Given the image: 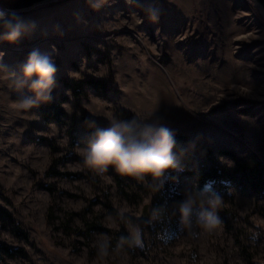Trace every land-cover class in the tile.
I'll use <instances>...</instances> for the list:
<instances>
[{"label":"rangeland","instance_id":"1","mask_svg":"<svg viewBox=\"0 0 264 264\" xmlns=\"http://www.w3.org/2000/svg\"><path fill=\"white\" fill-rule=\"evenodd\" d=\"M152 2L162 9L157 23L143 10ZM20 12L38 29L18 44L0 42V62L7 65V71L0 70V264H264V13L259 5L107 0L93 11L86 0H47ZM37 47L54 56L57 77L64 79L53 92L52 102L63 107L59 120L43 118L40 106L15 107L29 93L17 90L13 73L19 74V64ZM90 79L110 89L96 88ZM77 80L85 81L78 92ZM90 114L104 127L110 118L152 116L193 137L198 163L183 165L185 171L216 164L226 173L215 184L224 198L218 214L222 226L211 234L194 229L199 234L193 237L187 229L175 230L176 217L168 227L147 224L152 206L181 200L177 193L186 184L202 187L200 178L183 172L179 185L153 193L145 181L112 168L94 173L78 151L92 131L83 124ZM200 143L210 144L213 160ZM119 207L142 228L145 247L128 249L123 262L99 261L94 234L106 233L113 244L127 235L122 223L106 221Z\"/></svg>","mask_w":264,"mask_h":264},{"label":"clouds","instance_id":"2","mask_svg":"<svg viewBox=\"0 0 264 264\" xmlns=\"http://www.w3.org/2000/svg\"><path fill=\"white\" fill-rule=\"evenodd\" d=\"M86 3L93 11H99L107 0H86ZM143 10L151 22L159 21L162 9L155 2L147 4ZM75 15L80 21V14ZM37 29V22L25 17L19 10L0 9V42L18 44L25 37H31ZM55 31L63 35L59 26L55 27ZM43 34L47 35V32ZM0 70L7 71V65L0 62ZM58 71L52 54L41 52L38 47L32 48L19 64V74L13 73V84L17 90L29 93L15 102L16 109L28 111L51 103L58 86ZM83 124L92 131L85 136L86 147H78V151L84 166L94 173L102 175L112 168L121 176L145 181V186L153 193L161 192L169 184L179 185L180 174L185 171L182 164L185 149L178 145L176 133L159 120L153 121L152 116H133L127 120L110 118L107 127H99L94 115L90 114L84 118ZM147 178H151L150 182ZM221 183L228 185L230 181ZM215 184L214 180L206 181L202 187L198 182L195 185L186 184L177 193L183 196L181 200L173 201L171 205L165 201L152 206L146 223L168 227L172 218L176 217V231L187 229L193 237L199 234L194 229L208 234L215 232L222 226L218 212L224 207L223 194L216 190ZM106 221L109 224L119 221L126 227L127 235L119 236L113 244L106 233L94 234L93 247L97 260L119 258L123 262L128 249L145 247L143 230L128 209L117 208L115 216L108 214Z\"/></svg>","mask_w":264,"mask_h":264},{"label":"trees","instance_id":"3","mask_svg":"<svg viewBox=\"0 0 264 264\" xmlns=\"http://www.w3.org/2000/svg\"><path fill=\"white\" fill-rule=\"evenodd\" d=\"M56 78H57V80H64L61 77H56ZM84 82L85 81H83V80L75 81L74 88H75L76 92H78V90L81 88V86ZM88 82L91 83L96 88H103L104 91H107L110 89L109 85L106 82H103V81H100L97 79H90V80H88ZM47 105L49 107H46L44 104L40 105V110H41V114H42L43 118H45L47 120L51 119V118H55V119L59 120L60 115L63 113V107H62L61 103L60 102H57V103L51 102V103H47ZM97 124L99 127L106 126L104 121L103 122L100 121ZM174 132L176 133V139H177L178 145L182 146L185 149L184 155L182 156V164L187 166V165H191L194 163H198L197 156L194 153L195 139L193 137L187 135V134L178 133L176 131H174ZM198 147L200 149H202L203 152L205 154H207L211 160H213V155H212L213 150H212L209 143H200L198 145ZM223 152L228 153L229 151L223 150ZM262 171H263L262 169L258 170V174L261 175ZM184 172L196 174L200 178V182H201L202 186L204 185V183L206 181H209V180L219 181L226 174L224 171H218L216 164L213 165L211 168H206L204 166H201V168L198 171L189 170V171H184ZM228 178H229V180H231V178H233V175L229 174ZM218 214L221 215V212L219 211ZM5 250L9 251V248L5 247Z\"/></svg>","mask_w":264,"mask_h":264},{"label":"water","instance_id":"4","mask_svg":"<svg viewBox=\"0 0 264 264\" xmlns=\"http://www.w3.org/2000/svg\"><path fill=\"white\" fill-rule=\"evenodd\" d=\"M47 0H0V9L5 11H12V10H25L31 8L32 6L44 2ZM259 7L262 9L264 13V0H254ZM147 218V206L143 212V220ZM260 264V263H257Z\"/></svg>","mask_w":264,"mask_h":264},{"label":"bare ground","instance_id":"5","mask_svg":"<svg viewBox=\"0 0 264 264\" xmlns=\"http://www.w3.org/2000/svg\"><path fill=\"white\" fill-rule=\"evenodd\" d=\"M192 1H193V0H192ZM181 2H182V1H181ZM197 7H199V6H197ZM192 11H193V10H192ZM175 12H176V11H175ZM196 12H197V11H196ZM196 14H197V13H196ZM173 16H174V15H173ZM195 17H196V15H195ZM180 18H181V17H180ZM190 19H191V17H190ZM196 19H197V18H196ZM190 21H191V20H190ZM185 22H186V21H185ZM178 23H179V22H178ZM197 23H198V22H197ZM197 23H196V25H197ZM199 23H200V22H199ZM199 23H198V25H200ZM182 24H183V23H182ZM198 25H197V26H198ZM195 28H196V26H195ZM198 30H199V28H198ZM225 31H226V30H225ZM228 32H229V31H228ZM228 32H227V33H228ZM224 33H225V32H224ZM201 34H203V33H201ZM214 34H215V33H214ZM169 35H170V34H169ZM205 36H206V35H205ZM206 37H208V36H206ZM217 37H218V36H217ZM219 39H220V38H219ZM223 40H224V39H223ZM221 42H222V41H221ZM223 43H224V42H223ZM216 44H217V43H216ZM218 46H219V45H218ZM221 48H222V46H221ZM223 48H224V47H223ZM225 48H226V47H225ZM175 49H176V48H175ZM172 51H173V50H172ZM222 51H223V49H222ZM174 52H175V51H174ZM177 52H178V51H177ZM224 52H225V51H224ZM224 52H223V53H224ZM228 52H229V51H228ZM179 53H180V52H179ZM217 53H218V52H217ZM217 53H216V54H217ZM221 55H222V54H221ZM224 55H225V54H224ZM173 56H175V55H173ZM180 56H181V55H180ZM220 57H221V56H220ZM211 58H212V57H211ZM215 58H216V57H215ZM221 58H222V57H221ZM223 58H224V57H223ZM224 61H225V59H224ZM220 62H223V61H220ZM219 64H220V63H219ZM218 66H219V65H218ZM224 67H226V66H224ZM224 67H223V68H224ZM225 69H226V68H225ZM212 74H213V72H212ZM215 76H216V74H215ZM213 77H214V76H213Z\"/></svg>","mask_w":264,"mask_h":264}]
</instances>
